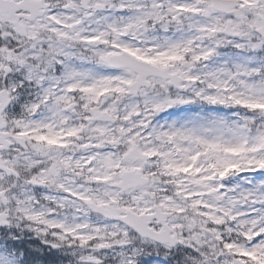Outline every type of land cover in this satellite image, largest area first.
I'll return each instance as SVG.
<instances>
[{
	"label": "snow or ice",
	"instance_id": "6c2138e0",
	"mask_svg": "<svg viewBox=\"0 0 264 264\" xmlns=\"http://www.w3.org/2000/svg\"><path fill=\"white\" fill-rule=\"evenodd\" d=\"M0 264H264V0H0Z\"/></svg>",
	"mask_w": 264,
	"mask_h": 264
}]
</instances>
